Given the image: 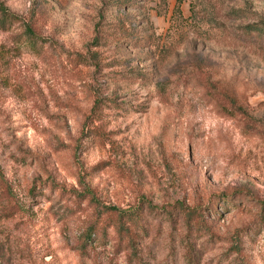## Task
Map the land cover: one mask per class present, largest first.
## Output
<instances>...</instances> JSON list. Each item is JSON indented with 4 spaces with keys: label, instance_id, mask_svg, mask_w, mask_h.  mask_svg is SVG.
Returning <instances> with one entry per match:
<instances>
[{
    "label": "rangeland",
    "instance_id": "1",
    "mask_svg": "<svg viewBox=\"0 0 264 264\" xmlns=\"http://www.w3.org/2000/svg\"><path fill=\"white\" fill-rule=\"evenodd\" d=\"M0 5V264H264V0ZM104 207L136 251L87 244Z\"/></svg>",
    "mask_w": 264,
    "mask_h": 264
},
{
    "label": "trees",
    "instance_id": "2",
    "mask_svg": "<svg viewBox=\"0 0 264 264\" xmlns=\"http://www.w3.org/2000/svg\"><path fill=\"white\" fill-rule=\"evenodd\" d=\"M226 16L229 19L234 20L246 17V14L241 9H233L228 11ZM18 21L19 20L17 19V16L15 14H12L8 10V8L4 7L3 5H0L1 27L11 26L13 23H16ZM240 29L242 30V33L245 37L249 36L261 42L264 41V18L253 23L242 25ZM22 36L25 37L27 43L36 48V41L39 40V37H37L33 31L27 29L25 30ZM78 198L80 200L81 195H78ZM79 200H76V203H78ZM175 207L176 206L171 208L175 210ZM262 209L261 211H263ZM202 210H193L188 213V221L190 222L189 226L191 229H197L199 233L214 234L213 221L210 219L209 215ZM169 212L171 213L172 211ZM96 213L97 216H103V222H105V225L101 227H97L96 224L91 225L90 231L86 237V241L89 246L93 245V243L89 242L92 239H95V241L105 242L107 237L106 234L108 233L107 231L110 226L113 227L115 231L114 240H116L117 243H115L118 248L123 245H126V249L136 251V238L140 237V235L136 233V230H146L144 217L140 211H135L131 213L126 212L124 210H117L114 207H104V209L96 210Z\"/></svg>",
    "mask_w": 264,
    "mask_h": 264
}]
</instances>
